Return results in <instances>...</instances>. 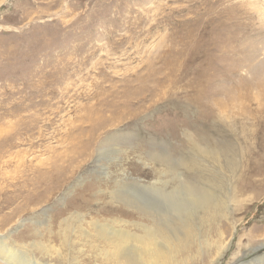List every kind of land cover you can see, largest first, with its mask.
Instances as JSON below:
<instances>
[{
    "label": "rangeland",
    "instance_id": "obj_1",
    "mask_svg": "<svg viewBox=\"0 0 264 264\" xmlns=\"http://www.w3.org/2000/svg\"><path fill=\"white\" fill-rule=\"evenodd\" d=\"M0 169V264H108L96 232L151 224L201 232L191 264L219 232L218 264L241 235L236 264H264L247 241L264 233V0H0Z\"/></svg>",
    "mask_w": 264,
    "mask_h": 264
},
{
    "label": "bare ground",
    "instance_id": "obj_2",
    "mask_svg": "<svg viewBox=\"0 0 264 264\" xmlns=\"http://www.w3.org/2000/svg\"><path fill=\"white\" fill-rule=\"evenodd\" d=\"M110 48H111V46H110ZM175 54L176 53H174V55ZM180 54H181V51H180ZM176 56H177V54H176ZM182 56H183V54H182ZM172 59H174V58H172ZM157 69H158V67H157ZM143 81H144V79H143ZM122 85H124V84H122ZM128 90H130V89L128 88ZM99 112H100V109L95 110L93 112H90L89 114L93 115V114H98ZM89 114H88V119L90 120L92 117ZM97 147H99V146H97ZM20 157H22V156H20ZM0 171H1V169H0ZM15 173L19 174V172H15ZM3 175L6 176V177H9L8 173L2 172L1 176H3ZM0 178H2V177H0ZM53 182H55V181H53ZM152 182L156 183V180H153ZM152 182L150 184H152ZM22 184H23V182H22ZM54 184H56V183H54ZM141 186H143V185L141 184ZM26 187H28V186H26ZM51 188H53V187H51ZM32 189H34V188H32ZM20 193H18V194H20ZM43 193H44V191L41 192V193H37L35 195H34V193L28 194V195H26V194L25 195H19V196H22V202L11 208L10 219L13 216H16L20 212L24 211L26 209V207H29L31 204H33L35 202V199H39V197L43 196ZM32 195H34V196L31 197ZM17 198H19V197H17ZM200 204H201V211L203 213H206V212H208V214L213 213L211 211L212 199L207 198L205 200H202L200 202ZM20 222H22V220ZM134 224L136 226L140 225L139 223H135V222H134ZM233 226H234V222H232L231 228H233ZM144 228H145L144 229L145 232H131V231H129V232H96V234H99V235L100 234H105V235L101 236V238L103 240H107L108 241V243L106 245V255H105V259L107 260V263L108 264H191L193 257H191L190 255H184L183 256V254H192L190 252V245L193 244V246L195 247L196 254H199L201 252V250H202V247H203L202 246L203 245L202 242L203 241L201 240V237H202V233L201 232H179V234L172 233L171 236H168V235L161 236V234L159 235V233L156 231L158 228L155 229V225L154 224H151L150 226L149 225H145ZM35 233L40 234V232H35ZM63 233L65 235L67 234V232H63ZM160 233H161V230H160ZM85 234H89V232H85ZM65 235H64V237H65ZM230 235H231V232L229 233L228 237L226 235L224 236L223 232H219L218 238L215 239V240H212L211 243L207 245L209 247L211 246V247L214 248V252L212 253V255L210 257L209 264H218L220 262V260H222V257L224 256L225 251L228 249V247L230 245L229 244L230 243V238H229ZM241 236H239V238L237 239V244H236L237 245V251H236L235 256H233L231 258L232 259V262H231L232 264H236V261L239 259L237 257V255L241 251L240 248L243 245ZM258 236L262 237L263 240L260 239V240H262L260 242V244L263 245L264 244V233H262V232L261 233L260 232L259 233H257V232H248L247 233V241H248V243H250L249 242L250 239L254 240ZM203 237H204L203 238L204 242H206L208 240V238H206L204 235H203ZM129 242L132 243L131 244V248L127 252H124L125 249H126V244L129 243ZM248 248L249 249L246 250L247 254H245L244 257H246V255H248L249 253L252 252L251 251L252 247H248ZM58 254H59V252H58ZM259 261H261V259H259ZM10 264H12V260H10ZM21 264H23V263H21ZM26 264H42V263H40L36 259H34V260L33 259H29L26 262Z\"/></svg>",
    "mask_w": 264,
    "mask_h": 264
}]
</instances>
